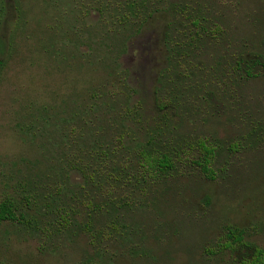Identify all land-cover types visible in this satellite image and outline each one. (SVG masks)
<instances>
[{
    "label": "rangeland",
    "instance_id": "rangeland-1",
    "mask_svg": "<svg viewBox=\"0 0 264 264\" xmlns=\"http://www.w3.org/2000/svg\"><path fill=\"white\" fill-rule=\"evenodd\" d=\"M144 151L174 170H146ZM4 202L0 264H250L264 0H0Z\"/></svg>",
    "mask_w": 264,
    "mask_h": 264
},
{
    "label": "trees",
    "instance_id": "trees-1",
    "mask_svg": "<svg viewBox=\"0 0 264 264\" xmlns=\"http://www.w3.org/2000/svg\"><path fill=\"white\" fill-rule=\"evenodd\" d=\"M199 147L202 152V157L196 162L200 167L202 173L209 179H214V172L212 171L211 165L215 156V148L209 146L205 142H200ZM144 167L148 171L156 173H167L174 170V162L168 155H154L148 151H144L141 154ZM15 221L17 220L16 211L12 202H4L0 205V221ZM228 241L226 248H233L235 245L242 243V233L236 230L230 229L228 231ZM264 259V250L256 249L254 258L250 264H257Z\"/></svg>",
    "mask_w": 264,
    "mask_h": 264
}]
</instances>
